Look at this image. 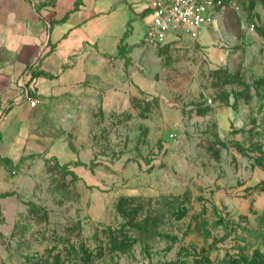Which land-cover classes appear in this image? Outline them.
<instances>
[{
    "label": "rangeland",
    "instance_id": "374dc122",
    "mask_svg": "<svg viewBox=\"0 0 264 264\" xmlns=\"http://www.w3.org/2000/svg\"><path fill=\"white\" fill-rule=\"evenodd\" d=\"M31 1L0 0V264H264V0L161 45L131 23L50 92Z\"/></svg>",
    "mask_w": 264,
    "mask_h": 264
},
{
    "label": "crops",
    "instance_id": "0c3cea01",
    "mask_svg": "<svg viewBox=\"0 0 264 264\" xmlns=\"http://www.w3.org/2000/svg\"><path fill=\"white\" fill-rule=\"evenodd\" d=\"M77 1L33 0L22 5L23 13L17 12V19H28V6L39 5L43 25L50 24L43 38L48 48L37 67H32L52 77L33 78L31 70H27L31 79L49 92L82 82L94 66L96 53L102 57L114 55L123 39L132 43L143 38L150 19L147 10L150 0H80L78 7ZM139 20L145 28L131 41L129 24Z\"/></svg>",
    "mask_w": 264,
    "mask_h": 264
},
{
    "label": "built area",
    "instance_id": "2783aa9c",
    "mask_svg": "<svg viewBox=\"0 0 264 264\" xmlns=\"http://www.w3.org/2000/svg\"><path fill=\"white\" fill-rule=\"evenodd\" d=\"M250 1L253 0H150L147 7L150 19L142 42L165 44L181 29L195 34L211 21L218 8Z\"/></svg>",
    "mask_w": 264,
    "mask_h": 264
},
{
    "label": "trees",
    "instance_id": "16d2710c",
    "mask_svg": "<svg viewBox=\"0 0 264 264\" xmlns=\"http://www.w3.org/2000/svg\"><path fill=\"white\" fill-rule=\"evenodd\" d=\"M80 4V0L77 1V7L79 6ZM32 64L28 66V69L31 70V74H32V77L33 78H36V77H40V76H46V77H52V75L50 74H46L45 72H41V71H37V70H33L31 69L32 68Z\"/></svg>",
    "mask_w": 264,
    "mask_h": 264
}]
</instances>
